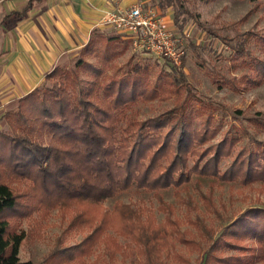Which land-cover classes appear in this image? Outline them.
Instances as JSON below:
<instances>
[{
	"label": "trees",
	"instance_id": "1",
	"mask_svg": "<svg viewBox=\"0 0 264 264\" xmlns=\"http://www.w3.org/2000/svg\"><path fill=\"white\" fill-rule=\"evenodd\" d=\"M33 1L25 10L13 12L16 17L26 16ZM151 1L163 8L172 6L177 23L182 12L191 14L184 0ZM199 23L218 34L205 21ZM221 37L231 39L229 35ZM260 40L264 44V36ZM131 43L122 33L94 29L78 58L58 63L43 84L23 95L18 106L5 113L6 127L0 129V264H33L20 259L19 249L37 228L22 229L21 220L33 218L36 212L47 215L54 208L70 214L65 234L84 235L74 243L67 242L65 235L57 236L44 264H102L101 254L93 260L88 258L99 246L111 258L118 251L125 257L126 250L135 247L144 264H168L169 258L177 257L189 264L188 257L176 254L177 241L199 251L197 259L202 264L264 260V206L249 208L235 220L228 218L217 236L214 225L200 216L189 219L196 232L182 229L180 219L173 217V205L161 192L174 187L184 198L180 188L194 173L239 179L244 185L264 182V141L242 147L231 165L222 169V160L231 156L247 129H242L241 135L233 126L222 139L207 144L222 131L223 124L216 123L210 111L214 104L204 101L196 108L200 98L181 84L183 72L177 75L161 68L152 78L151 65L136 62L120 73H110L111 65ZM234 49L232 57L244 58L252 69L245 75L246 81L260 82L264 57L254 55L243 41L234 44ZM184 88L191 102L186 95L155 116L128 114L139 102L166 98ZM204 114V127L197 129L195 118ZM252 119L264 127V118ZM133 187L154 192L166 212L165 220L157 221L149 208L120 198L112 208L105 205L109 198ZM201 195L206 208L220 215L210 195ZM183 200L196 207L191 195ZM118 236L129 241L122 244ZM248 239L252 242L247 243ZM226 248L235 252L225 255Z\"/></svg>",
	"mask_w": 264,
	"mask_h": 264
},
{
	"label": "rangeland",
	"instance_id": "2",
	"mask_svg": "<svg viewBox=\"0 0 264 264\" xmlns=\"http://www.w3.org/2000/svg\"><path fill=\"white\" fill-rule=\"evenodd\" d=\"M184 4L191 14L186 11L182 12L178 23L174 20L172 6L163 8L157 5L161 15L169 16L167 17L168 26L174 29L180 43L185 46L186 52L180 65H175L168 58L159 57L146 50H134L131 45L127 52L111 65L109 72L120 73L122 69L136 62L149 63L153 71L152 78L160 72L161 68L177 75L183 72L185 78L181 84L184 83L191 89L190 92L200 98L195 103L196 108H200L204 101L214 104L215 107H212L210 111L216 118L215 122L223 124L222 131L207 144L222 139L225 131L234 128L233 126L240 129L241 135H243L242 129H247L231 156L222 160L221 167L226 169L242 147L254 145L256 140L264 141V127L252 119L254 117L264 118V78L256 84L248 83L245 75L249 74L251 67L245 64L244 58L237 60L232 57L235 50L234 44L241 41L254 55L264 57V44L260 40V37L264 36V0H184ZM147 5L155 6L156 4H152L150 0L146 2ZM199 21H205L220 35H214L208 29H204ZM180 23H183L182 27ZM109 29L112 33L118 32L115 26L109 25ZM222 35H229L230 41L223 39ZM76 58L78 56L66 60L72 61ZM89 58L94 60L92 56ZM186 95L191 102L192 97L184 88L182 92L174 91L166 98L139 102L128 111V114L137 118L155 116L174 107ZM205 115L196 116L197 129L204 127L202 122ZM191 164H193V159H191ZM180 191L185 199L187 195H191L196 207H190L183 200L184 198H180L175 193L174 187L161 190L164 199L173 205V217L180 219L181 228H189L193 232H196V228L189 220L190 218L194 220L196 216L204 217L208 224L214 225L218 236L228 223V218L233 217L235 220L249 208L264 206V182L259 180L250 185H244L239 179L222 180L194 173L192 180L185 183ZM201 192L210 195L220 215L206 208ZM118 198L149 208L148 212L155 214L157 221L165 220L166 212L161 209L154 192L137 190L133 187L116 197L109 198L105 205L112 208ZM69 215L59 208H54L47 215L40 212L34 213L33 218L38 222L29 217L22 219L20 228L28 231L33 225L37 231L22 242L19 249L20 259L26 262L32 261L33 264H44L43 259L54 247L57 236L65 235L69 243L81 240L83 232L73 235L64 233ZM118 239L122 244L129 241L123 236H118ZM247 241V243L252 242L251 239ZM175 252L188 257L191 260L189 264H202L197 259L199 251L191 249L180 241L176 243ZM232 252H235V249L226 248L224 254L229 255ZM126 253L127 255L123 257L121 251H118L111 258L104 253V247L99 246L88 258L93 260L101 254L102 264L107 262L110 264H144L143 256L135 247L127 249ZM167 262L168 264H188L178 257L169 258ZM252 264H264V260H257Z\"/></svg>",
	"mask_w": 264,
	"mask_h": 264
},
{
	"label": "crops",
	"instance_id": "3",
	"mask_svg": "<svg viewBox=\"0 0 264 264\" xmlns=\"http://www.w3.org/2000/svg\"><path fill=\"white\" fill-rule=\"evenodd\" d=\"M149 1L34 0L18 18L13 12L25 10L30 0H0V129L5 113L58 63L78 56L94 29L111 31L103 22L106 10Z\"/></svg>",
	"mask_w": 264,
	"mask_h": 264
},
{
	"label": "built area",
	"instance_id": "4",
	"mask_svg": "<svg viewBox=\"0 0 264 264\" xmlns=\"http://www.w3.org/2000/svg\"><path fill=\"white\" fill-rule=\"evenodd\" d=\"M103 22L129 38L134 50L149 51L175 65L182 63L185 46L156 6L136 3L113 7L106 10Z\"/></svg>",
	"mask_w": 264,
	"mask_h": 264
}]
</instances>
